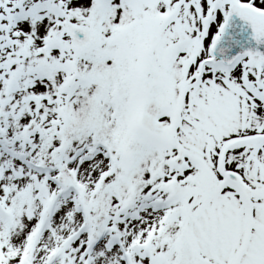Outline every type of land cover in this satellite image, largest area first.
<instances>
[{
	"label": "snow or ice",
	"instance_id": "1",
	"mask_svg": "<svg viewBox=\"0 0 264 264\" xmlns=\"http://www.w3.org/2000/svg\"><path fill=\"white\" fill-rule=\"evenodd\" d=\"M0 264H264V0H0Z\"/></svg>",
	"mask_w": 264,
	"mask_h": 264
}]
</instances>
